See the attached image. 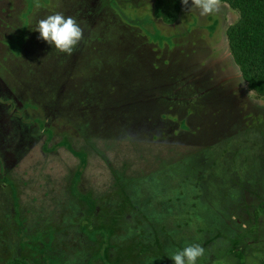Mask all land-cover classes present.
Masks as SVG:
<instances>
[{
    "label": "rangeland",
    "instance_id": "1",
    "mask_svg": "<svg viewBox=\"0 0 264 264\" xmlns=\"http://www.w3.org/2000/svg\"><path fill=\"white\" fill-rule=\"evenodd\" d=\"M153 1L0 0V96L37 130L1 165L0 264H173L192 243L197 264L264 258V96L229 53L238 14L166 24ZM56 12L82 29L70 54L33 30Z\"/></svg>",
    "mask_w": 264,
    "mask_h": 264
},
{
    "label": "trees",
    "instance_id": "2",
    "mask_svg": "<svg viewBox=\"0 0 264 264\" xmlns=\"http://www.w3.org/2000/svg\"><path fill=\"white\" fill-rule=\"evenodd\" d=\"M218 1L225 3L238 14L237 19L229 24L225 31L229 53L247 88L263 97L264 0ZM179 11V0L153 1L154 17L166 24L174 23L178 18ZM5 264L31 263L20 256H13ZM260 264H264V258Z\"/></svg>",
    "mask_w": 264,
    "mask_h": 264
},
{
    "label": "clouds",
    "instance_id": "3",
    "mask_svg": "<svg viewBox=\"0 0 264 264\" xmlns=\"http://www.w3.org/2000/svg\"><path fill=\"white\" fill-rule=\"evenodd\" d=\"M187 9L198 10L200 16L214 14L219 8L218 0H181ZM38 39L44 40L50 47L70 54L82 37V29L71 16L56 12L39 19L34 29ZM205 249L198 243L187 244L172 252L168 257L173 264H197Z\"/></svg>",
    "mask_w": 264,
    "mask_h": 264
},
{
    "label": "flooded vegetation",
    "instance_id": "4",
    "mask_svg": "<svg viewBox=\"0 0 264 264\" xmlns=\"http://www.w3.org/2000/svg\"><path fill=\"white\" fill-rule=\"evenodd\" d=\"M186 8V6H185ZM183 9V5L180 4V11ZM179 11V12H180ZM197 17L199 15H196ZM207 16V15H206ZM203 17V16H201ZM214 17V15L212 16ZM219 20V19H217ZM173 24V23H172ZM203 30H206V34L208 35L209 30L204 27ZM205 39V36H203ZM210 36H208L209 39ZM207 42V40H205ZM205 42V43H206ZM209 51H212V44L210 43L208 46ZM203 56V54H202ZM207 62H211V60H205L202 66L207 69L210 65ZM3 78L0 76V85L3 84ZM240 96V95H239ZM241 98H245L244 96H240ZM0 109L5 110V114H1L0 111V170L9 165V163L15 161L19 158L23 152H25V147L28 146L30 148L31 144H34L37 141V136L34 135L35 138L30 134H35L37 130H32V126H30V121L28 117L25 116V110L20 109L16 106L14 99L12 98H4L0 96ZM3 165V167H1Z\"/></svg>",
    "mask_w": 264,
    "mask_h": 264
},
{
    "label": "crops",
    "instance_id": "5",
    "mask_svg": "<svg viewBox=\"0 0 264 264\" xmlns=\"http://www.w3.org/2000/svg\"><path fill=\"white\" fill-rule=\"evenodd\" d=\"M225 4V3H224Z\"/></svg>",
    "mask_w": 264,
    "mask_h": 264
}]
</instances>
